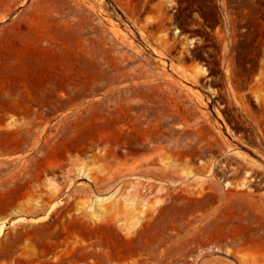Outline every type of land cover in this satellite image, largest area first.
<instances>
[{
	"label": "rangeland",
	"instance_id": "1",
	"mask_svg": "<svg viewBox=\"0 0 264 264\" xmlns=\"http://www.w3.org/2000/svg\"><path fill=\"white\" fill-rule=\"evenodd\" d=\"M11 101L94 150L0 155V264H264V0H0V130ZM132 181L149 213L128 233L59 213Z\"/></svg>",
	"mask_w": 264,
	"mask_h": 264
},
{
	"label": "bare ground",
	"instance_id": "2",
	"mask_svg": "<svg viewBox=\"0 0 264 264\" xmlns=\"http://www.w3.org/2000/svg\"><path fill=\"white\" fill-rule=\"evenodd\" d=\"M57 86H59V85H56L55 87H57ZM51 87H48V86H45L42 88L37 87V89H34V90L31 89L32 91L29 89L23 88L21 90V92L30 96L29 99H30L31 103L41 104V102H43V100L45 98H47V95L54 90L53 87L52 88ZM68 87H70V86H68ZM79 87H81V86L70 87L69 88L70 93L72 92V94H74V95L79 94L82 90V88H79ZM85 89H87V88H85ZM11 90L13 91V88H11ZM57 90H58V88H57ZM23 93H21V94H23ZM25 94H23V95H25ZM15 95H16V93H15ZM61 97L62 98H57V100L62 102V103L65 102L63 100L62 95H61ZM70 97H72V95H70ZM16 98H17V96H16ZM16 98H15V101H16ZM19 98H17V99H19ZM21 99H22V97H21ZM68 99H66V101ZM77 99L78 98L71 99V100H74V101H72V103L73 102H80L81 103V100L78 101L79 99L78 100ZM15 101L10 102L9 110L11 112V115L13 116V113H16L19 116L21 115L22 118L24 116V118L23 119L20 118L17 122L15 120L7 121L4 125H2V129L0 130V137L3 134L6 135V137L2 143L0 142V155L3 156V154H5V153H6L5 155L10 153L9 151H11L12 149L11 148L9 149V147L12 144L17 143L15 141H19V140L26 142L27 146H31V149H33L37 153L42 152L44 150H50L52 152H53V150H60V151L62 150V152L75 151L76 153H83L84 154V153L91 152L94 150V147L92 144L85 145V144L81 143L82 141L78 142V139H77L76 135H74V134H71L69 136H62V137H57V134H56V137L53 136L52 138H50V135H47L49 137V139H46L47 136H46V138L41 137L34 130L38 124V122L36 124L35 121L38 120L37 117L39 114H37L35 111L34 112L32 111L33 112L32 116L34 114V117H30V118L25 119V110L20 108L16 104ZM96 102H98V100H96V99L89 100L87 102V105L84 108H79V110L76 112L77 117L81 114H85L86 112L88 115L97 113L95 111L96 110L95 108L97 107ZM18 103H19V101H18ZM52 104H54V102H52ZM68 104H69V101H68ZM99 104H101L100 101H99ZM44 105H47V104H44ZM37 108H39V106ZM45 108H43V110ZM129 108H131V105H129ZM35 110H37V109H35ZM40 111H41V109H40ZM40 111H39V113H40ZM27 112H30V110L28 109ZM27 116H29L28 113H27L26 117ZM41 120H42V117H41ZM1 122H0V124H1ZM61 134H59V136H61ZM65 134H66V132H65ZM92 143L97 144L98 142L96 140H92ZM20 144H21V142H20ZM86 144H87V142H86ZM98 144H100V140H99ZM16 145H15V147H16ZM13 147H14V145H12V148ZM121 147H126V149L128 151V153H126L127 155L125 154L126 157L134 156L135 154H137L139 152V148H136L133 145H131L128 140L122 142L121 145L119 146V148L121 149ZM18 149H20V148H18ZM25 149H26V147H25ZM50 151H48V152L50 153ZM106 153H110V154L112 153L113 155L115 154L114 151L112 150V146L109 145L108 143H106V145L102 148L95 149V152H92L90 155H88V157L91 159H98L99 156H101L103 154L105 156ZM74 171H75V174L77 176H83V177H85L91 181L94 188L91 189V187L88 186L89 187L88 190L91 189V190H89L90 192H100L98 190L99 188H97L96 185L99 184V182H101V184H103L102 181L104 182V178H101L102 180L99 181V180H97L98 178L96 179L97 176H92L87 170H85L82 167L76 168ZM18 181H19V179L16 180V182L14 181L15 186L17 185ZM104 183H106L105 184V186H106L107 182H104ZM139 187L140 186H139L138 182L132 181L126 187L124 186L123 188L122 187L117 188L116 190L109 193L105 197H100L98 195H95L94 198H91L88 201H87V199H85L83 201H75V199L72 197V200H69V203H68V201L63 202V204L61 206V210L59 211V213H61L64 218H69L72 221H77V222H82V223L92 222V223H98V224L113 225V226L119 228L120 230H123L125 233H128L133 229V227L140 220L141 214L147 212L148 208H149L147 197L146 196L142 197L140 195V192L138 190ZM141 187H142V185H141ZM105 188H104V190H105ZM108 188H110V187L108 186L106 188V190ZM104 190H101V191H104ZM87 198H90V197H87ZM137 206H139V207H137ZM52 210H55V208H53ZM148 213L149 212H147V214ZM147 214L145 213V215H147ZM20 219H21V221H23V223L25 222L22 225L27 226V227H29L30 224H33V222L36 221V219H34L33 217H28V218L22 217ZM143 219H145V218H143ZM31 220H33V222ZM4 226H5L4 221H1L0 222V235L3 233ZM21 234H23V233H21ZM18 236H20V233Z\"/></svg>",
	"mask_w": 264,
	"mask_h": 264
}]
</instances>
